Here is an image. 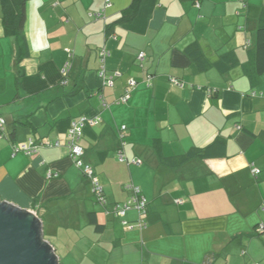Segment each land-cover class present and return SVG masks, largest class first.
Returning a JSON list of instances; mask_svg holds the SVG:
<instances>
[{
    "label": "crops",
    "instance_id": "obj_1",
    "mask_svg": "<svg viewBox=\"0 0 264 264\" xmlns=\"http://www.w3.org/2000/svg\"><path fill=\"white\" fill-rule=\"evenodd\" d=\"M133 2L29 0L19 38L0 0V200L37 218L58 264H264V74L244 68L264 0H141L120 21ZM82 118L98 121L80 145L106 207L71 158ZM31 140L36 154L14 153ZM129 185L146 228L136 210L111 213Z\"/></svg>",
    "mask_w": 264,
    "mask_h": 264
},
{
    "label": "built area",
    "instance_id": "obj_2",
    "mask_svg": "<svg viewBox=\"0 0 264 264\" xmlns=\"http://www.w3.org/2000/svg\"><path fill=\"white\" fill-rule=\"evenodd\" d=\"M251 45L250 42L247 43V46L249 47ZM109 53L106 51V49H103L100 52V58H101V66L98 71L100 79L103 81V84L107 87H113L115 80L119 77H121V73L118 71L109 73V71L106 68V58L108 57ZM146 60V55L145 53H140L138 55V61L139 64L142 65L143 62ZM151 77L148 78L147 80V86H151ZM171 82L179 87H182V83L178 81L177 79L172 78ZM138 87V82L134 79H130L128 81L127 88L125 90L124 95L118 100L119 103L125 104L129 101L130 95L132 91H134ZM102 107L108 108L109 105L106 103V101L103 99L102 96H100ZM7 121L5 120L4 117L0 115V138L5 137V128H6ZM86 124H89L91 126H95L98 124L97 120H88L86 118L80 119L78 122H74L72 124V127L69 131L68 135V140H69V147L71 151V158L74 162V164L83 171V174L87 180L90 181L92 187H93V192L95 195V198L97 201L104 207L108 205L107 199L104 195L103 188L100 185V183L97 181L94 175V170L91 167V165L85 163L84 161V149L80 145L81 139L83 137V130ZM121 143L122 146L125 145L124 141V135L121 134ZM14 153H25L28 156H32L37 153L39 149V144L36 143L35 141L31 140L28 143L25 144H20V145H15L14 146ZM120 159L124 160V156L120 154ZM141 161H137V164H140ZM253 174L255 176H258L260 174V171L257 169H253ZM52 175L49 174V177ZM131 192L132 196L131 198L124 204L122 205H115L111 209V213L117 215L118 217H123L127 212L131 210H136L139 212L140 215V220H139V227L141 229L146 228V218L148 216V201L147 199L143 196L141 190L134 186V185H129L127 187ZM176 203L182 204L183 201L177 200ZM124 225L127 224V222H123Z\"/></svg>",
    "mask_w": 264,
    "mask_h": 264
},
{
    "label": "water",
    "instance_id": "obj_3",
    "mask_svg": "<svg viewBox=\"0 0 264 264\" xmlns=\"http://www.w3.org/2000/svg\"><path fill=\"white\" fill-rule=\"evenodd\" d=\"M0 264H58L37 218L1 200Z\"/></svg>",
    "mask_w": 264,
    "mask_h": 264
},
{
    "label": "trees",
    "instance_id": "obj_4",
    "mask_svg": "<svg viewBox=\"0 0 264 264\" xmlns=\"http://www.w3.org/2000/svg\"><path fill=\"white\" fill-rule=\"evenodd\" d=\"M28 1L29 0H2L5 25L19 38L24 37L26 5ZM140 2L141 0H134L131 7L123 13V16L119 20H131L136 15ZM250 65L253 66L251 70L248 68ZM244 68L247 75L252 79L254 76L258 77L264 74V24L261 25L258 30L255 47L249 51V62H247ZM198 155L205 157L208 154L207 152L203 153V151H200Z\"/></svg>",
    "mask_w": 264,
    "mask_h": 264
}]
</instances>
